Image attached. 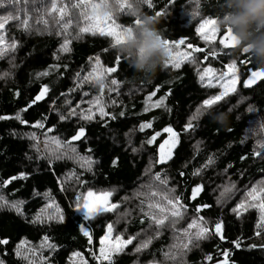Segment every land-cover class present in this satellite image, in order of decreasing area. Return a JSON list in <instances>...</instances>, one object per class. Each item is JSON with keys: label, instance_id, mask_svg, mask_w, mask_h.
<instances>
[{"label": "trees", "instance_id": "1", "mask_svg": "<svg viewBox=\"0 0 264 264\" xmlns=\"http://www.w3.org/2000/svg\"><path fill=\"white\" fill-rule=\"evenodd\" d=\"M92 2L134 39L92 28ZM204 17L238 43L203 41ZM148 36L197 50L171 67L158 50L141 57ZM91 57L113 80L105 115L67 116L59 109L65 100L76 105L86 92L100 93L77 83ZM231 62L242 72L237 90L205 105L219 89L200 82L198 69ZM260 68L264 0H0V195L22 203L20 211L0 208L2 262L26 264L17 246L27 240L49 242L51 264H73L75 253L83 264H264V81L244 85ZM169 129L178 140L166 157ZM33 133L59 138L94 168L40 154ZM68 172L75 179L62 186ZM225 188L236 195L222 202ZM88 190L112 191L116 208L86 219L76 201ZM254 192L260 202L239 211L238 198ZM47 199L61 219L34 221ZM109 225L132 241L103 260Z\"/></svg>", "mask_w": 264, "mask_h": 264}, {"label": "rangeland", "instance_id": "2", "mask_svg": "<svg viewBox=\"0 0 264 264\" xmlns=\"http://www.w3.org/2000/svg\"><path fill=\"white\" fill-rule=\"evenodd\" d=\"M109 12L102 3L92 2L90 4L89 16H91V27L96 30H105L113 35H116L124 41H132L133 35L128 31L121 32L108 18ZM197 33L200 38L206 43H213L220 38V23L211 18L204 17L198 20ZM238 37L232 32H227L220 38L221 43L225 46H231L238 43ZM139 50L141 57L148 56L153 51H160L165 57V64L171 67H181L185 62L193 59L194 53L197 50L190 43L180 41L177 43H170L160 39L157 36H148L139 42ZM69 43H66L61 48V52L65 53L69 50ZM240 67L231 62L224 68H215L211 65L204 66L198 69V77L200 82L207 86H214L219 91L204 103L210 105L216 101L223 99L228 94L237 90L240 80L242 78ZM113 80L110 78L109 70L102 63L100 58L91 57L89 59L88 67L78 76V85L92 84L94 88L99 87L100 93L94 94L85 93L81 102L72 105L70 101L65 100L63 104L59 105L61 113L67 116H83L93 118L96 116H104L107 106V99L104 95L108 88L109 82ZM90 92V91H89ZM168 131V137L163 144L161 150L162 154L169 156L174 146L177 143L178 137L172 130ZM34 142V148L40 154L47 155L50 158H61L72 161L76 166L85 170L94 168V162L90 157L79 154L74 147L68 146L55 136H44L38 133L30 135ZM73 172H68L61 180V185L75 179ZM201 188H196L195 195L199 193ZM236 195L234 192L225 188L222 190L218 199L222 202L230 200ZM257 192H254L252 198L241 196L239 200V211L247 207L255 205V202H260L257 197ZM112 191L110 190H88L81 194L76 201V210L82 214L86 219H89L96 214L112 210L116 205L112 203ZM9 208L17 211L21 210V202H10L0 195V208ZM123 216V215H122ZM62 214L57 203L47 199L46 205L42 210L33 215L34 221H51L61 219ZM84 231L87 232L86 228ZM261 238V237H260ZM132 241V238L124 237L122 233L115 230L112 225L107 227L106 233L101 240L99 256L103 260L111 259L114 254L122 252L125 247ZM53 246L47 241L38 243L23 240L17 246V255L22 258L26 264H51L50 256ZM73 264H83L82 257L75 253L72 256ZM0 264H4L0 259ZM134 264H141L139 262ZM146 264H160L152 261Z\"/></svg>", "mask_w": 264, "mask_h": 264}, {"label": "water", "instance_id": "3", "mask_svg": "<svg viewBox=\"0 0 264 264\" xmlns=\"http://www.w3.org/2000/svg\"><path fill=\"white\" fill-rule=\"evenodd\" d=\"M261 81H264V68L257 69L251 72L244 80V85L247 89H252Z\"/></svg>", "mask_w": 264, "mask_h": 264}, {"label": "bare ground", "instance_id": "4", "mask_svg": "<svg viewBox=\"0 0 264 264\" xmlns=\"http://www.w3.org/2000/svg\"><path fill=\"white\" fill-rule=\"evenodd\" d=\"M130 195V194H129ZM244 257V256H243Z\"/></svg>", "mask_w": 264, "mask_h": 264}]
</instances>
